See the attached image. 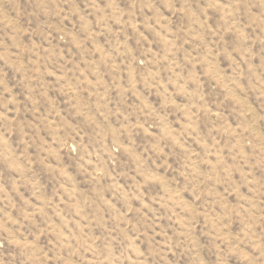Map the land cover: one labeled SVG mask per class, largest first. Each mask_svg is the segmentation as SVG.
I'll list each match as a JSON object with an SVG mask.
<instances>
[{"label":"rangeland","instance_id":"rangeland-1","mask_svg":"<svg viewBox=\"0 0 264 264\" xmlns=\"http://www.w3.org/2000/svg\"><path fill=\"white\" fill-rule=\"evenodd\" d=\"M0 264H264V0H0Z\"/></svg>","mask_w":264,"mask_h":264}]
</instances>
